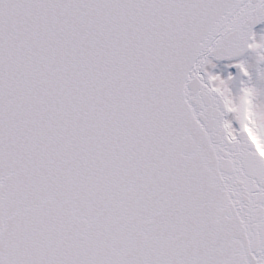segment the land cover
Segmentation results:
<instances>
[{
    "label": "snow or ice",
    "instance_id": "obj_1",
    "mask_svg": "<svg viewBox=\"0 0 264 264\" xmlns=\"http://www.w3.org/2000/svg\"><path fill=\"white\" fill-rule=\"evenodd\" d=\"M264 0H0V264H264Z\"/></svg>",
    "mask_w": 264,
    "mask_h": 264
},
{
    "label": "bare ground",
    "instance_id": "obj_2",
    "mask_svg": "<svg viewBox=\"0 0 264 264\" xmlns=\"http://www.w3.org/2000/svg\"><path fill=\"white\" fill-rule=\"evenodd\" d=\"M259 27H260V26H258V27H257L256 29H254V30H258V29H259Z\"/></svg>",
    "mask_w": 264,
    "mask_h": 264
}]
</instances>
